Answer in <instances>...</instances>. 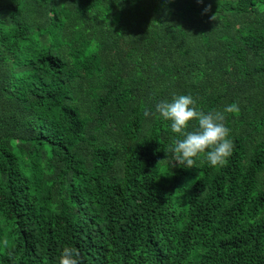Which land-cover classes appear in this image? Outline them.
Returning <instances> with one entry per match:
<instances>
[{"label": "trees", "instance_id": "1", "mask_svg": "<svg viewBox=\"0 0 264 264\" xmlns=\"http://www.w3.org/2000/svg\"><path fill=\"white\" fill-rule=\"evenodd\" d=\"M182 94L238 106L223 166H173L171 122L145 112ZM65 247L264 264V0H0V264Z\"/></svg>", "mask_w": 264, "mask_h": 264}, {"label": "clouds", "instance_id": "2", "mask_svg": "<svg viewBox=\"0 0 264 264\" xmlns=\"http://www.w3.org/2000/svg\"><path fill=\"white\" fill-rule=\"evenodd\" d=\"M208 9H205L207 11ZM239 111L235 104L226 105L223 111L205 113L198 110L191 95L173 96L172 101H161L155 107V113L146 111L145 116L159 114L171 122V131L177 134L168 151L172 152L174 165L194 168L195 158L204 154L211 166H223L231 157L234 143L230 138V129L226 126V114ZM198 127L188 131L191 122ZM161 162V161H160ZM59 264H81L79 250L65 247L60 255Z\"/></svg>", "mask_w": 264, "mask_h": 264}]
</instances>
